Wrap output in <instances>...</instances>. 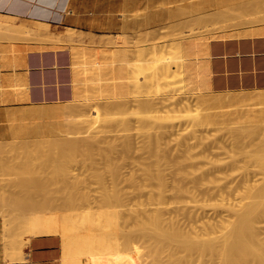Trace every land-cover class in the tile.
Listing matches in <instances>:
<instances>
[{"label":"rangeland","instance_id":"obj_1","mask_svg":"<svg viewBox=\"0 0 264 264\" xmlns=\"http://www.w3.org/2000/svg\"><path fill=\"white\" fill-rule=\"evenodd\" d=\"M216 1L217 0H162V3L160 5L162 20H161V25L159 27H157L154 30H145L144 32H141L139 36H136V35L127 36L128 40L127 42L124 41V44L123 42H121L120 44L117 43L114 45L113 44L102 45V46H105L106 48H110L113 46L116 48L119 47L118 49H121V48L123 49L122 46H124V48L130 47L129 51L131 52V54L129 51L127 52H129L131 60L129 59V56L127 60H130L128 63L132 64V66L130 67L132 69L128 68L127 78L126 79L124 78L125 80L122 79L124 82L123 81L121 82V79H120L119 81L120 85L122 83H124L125 85L123 84L121 85L123 86L124 90L122 89L121 91H119L117 95L109 96V94H112V92L108 91L110 92L109 94L107 93L108 96H101V94H103L102 90L98 91L96 88L90 89L84 83H80L79 82L80 80L82 81L87 78V79L92 80L93 85L95 87L98 86L97 85L98 81L97 79H95V76H92L91 75L92 73H90L87 70V67H95L97 65L94 63H90V64L84 63L81 65L76 64L75 82H76V86L78 90V94H77L78 98L74 101H76V103L78 102L79 103L76 104L74 101H71V105H73L72 103L74 102L75 106L77 107L79 105H82L84 106L83 107L84 109L90 108L92 109L90 113L91 115L93 114V116L88 115L89 119L88 117H86L87 115L85 116L87 120L86 124H89L88 126L90 125L91 126L90 128L84 130V132H81V133L79 132L76 134L74 133L67 134L66 131L57 132L55 131L57 126H62V123L61 121H59L58 118L54 117V120H52L53 118L50 120V118L49 119H45V118L52 117V116H46V117H42L44 119L39 118L42 120H38V118L36 119L35 117L31 115L33 112L35 111L37 112L39 109H40L39 111L45 110L46 107L48 111H53L55 109H58L54 107L55 104L54 106L53 105H41L43 107H41L40 105L38 106L34 105V108H35L34 111L32 110L33 109L32 106H26V107H21V108L7 109L6 111L0 113V150L2 149V152L4 151L3 153H0V155L2 156L0 157H1V160L3 158L2 160L3 163L6 162L9 165L8 170L7 168L5 169L4 166H6V164L3 165V163L0 160L1 162L0 165H2V167L5 169V171H3L2 174H1L2 170H0V179H3V183L0 184L1 185L0 186V228H1L0 230L2 232V236L6 243L8 242V244H10L11 242L8 239L9 238L8 234L7 233L5 234V231H7V228L5 229L6 226L4 227L5 217H3V215L11 216L18 209L20 211V212L18 211L19 213L17 212L18 214H26L28 212L29 213L34 212V210L37 211L38 209H42L38 211L52 212L54 210L53 212L57 211L59 213L61 212L62 214L63 213L69 214L72 216L83 215L86 212L95 213L97 216L102 213L110 215L108 220L103 221V226L105 227L104 228L105 230L107 231L110 230L111 234L113 232V235L115 237H117L118 235L117 237L118 239L114 237L116 239V242H115V239L113 238L114 242L112 244H105V242H101L104 244L102 245L101 248H99L100 246L98 247V245H94L96 246L94 249H92L93 247L92 248L90 247L89 251L88 250L87 252L84 251L85 253L83 252L81 254L80 252H78L79 254L77 253L78 254L77 255L76 253L73 252L75 255H72L71 257V259H74L72 264H74V262L75 263L81 262V264H222L223 261H224L223 262L224 264L225 263V259H224L225 249L223 253L222 252L223 248L220 249L219 247L223 245L225 241H227V239H225L222 236H226V238L228 237L229 235L228 233L230 232L228 231L227 233L226 229L227 227L228 228L233 227V225L231 224L233 221L229 223L230 222L229 220H234V221L237 220V217L239 216L237 214L240 213L241 211L240 206L242 205L241 204L242 199H243L242 203L244 204L243 216L246 222L252 223L253 226H255L254 228H256L257 226L258 227V229L256 228L257 232H259L258 230L260 228H261L260 231H264V194L259 195L257 193V189H259L260 186L264 185V91L259 90V91H251V92H237L235 93V95L234 93H229V94L224 93L223 95L218 94L217 97L220 96V97L228 98L226 96L228 95L229 97L235 96V98L234 100H232V102L228 104V107L223 109L224 112L220 113V117H218L217 118L218 120H216L218 123L210 120L211 122L214 123L213 124L209 122V120L202 118V114L204 110L203 108H200L201 104H203V102L201 103L200 101H202L201 98L214 99L216 98L217 93L214 94L213 92H210L206 89L204 90L202 89L200 91L199 89L196 90L195 88L197 86H193L194 84L192 85L189 78H186L188 77V74L187 72H185V70L182 73L174 74V73H165L160 68V65L166 64V65H172L171 67L175 70L177 66L176 64H174L175 61L179 63H185V62L187 63V61L189 60L188 58H184V62H183V59L179 58V56H181L184 53L178 52V50L174 49L171 46V44L174 41L181 40V42L184 43L185 41L189 39H193V37H196V36L200 37V35L202 37L205 36L211 39L213 37L220 36L221 34H226L228 32L235 31L237 29L244 28V27H249L251 25L253 27L264 25V21L263 22L259 21L257 22L258 24L257 23H253V24L245 23V22L251 21V19L249 20V18L252 16L254 18L256 17L257 19L259 18V16L264 17L263 16L264 15L263 13L264 12V9H263L264 0H251V3H250V0H247V1L246 0H232V2L229 1L230 2L229 5H228L227 0H225L226 4L224 3V0L219 3ZM252 1L254 2V4H252L253 3ZM255 1H257L258 5L255 4ZM222 2L225 5L223 4L219 5ZM242 3H244L245 5ZM248 3L250 4L248 5ZM235 4L237 7L239 4L240 8L238 7L239 9H236L237 7L235 6ZM226 5H228L230 8L227 7ZM243 5H244V8H243ZM246 5L248 6L249 10L248 8L246 9L245 7ZM251 5L254 7L251 8L252 7ZM225 6L227 7L226 14L228 13V11H229V14H227L224 19L227 18L228 21L223 19L225 13L223 14V16H221L223 20H220V18H217V16H213L217 11L219 12V9L220 11L225 12V10H221L222 8L225 9L224 8ZM232 7L235 8L237 11L239 10L240 13L235 11V9H232ZM254 8H258V9H254ZM230 10H233L231 11L233 14L230 13ZM213 11H215V13ZM241 11H243L244 13L242 12L241 14ZM208 12L210 13V15L211 13H214L213 15H211L213 17H209ZM245 12L247 13L252 12L250 14L251 16H249V14ZM200 14L203 15L202 18L199 17ZM204 14H207L206 15L207 19L205 18V20H204V17H205ZM239 14L241 15L239 16ZM233 15L234 16L238 15V16L233 17ZM230 16H232L233 18ZM254 18L252 19L254 20ZM210 19L215 22L213 24L216 30H214L212 26L213 25L212 21ZM217 19L219 20L217 21ZM262 19L264 20V18ZM215 20L217 21V23L220 21L219 24L220 25L222 24L221 27L219 24L216 23ZM184 21H188V22L185 23ZM193 21H195L196 24L192 23ZM203 21L205 23L206 22L210 23L211 26L210 25L207 26L208 23H206L207 24L206 25L203 23ZM221 21L223 23H221ZM197 22L198 23L200 22L201 24L199 23V25L201 26L202 25L206 26V27L205 26L203 27L204 31L205 30L208 31V27H210L209 31L204 32L201 29L202 28L201 26H199L200 28L198 27ZM230 22L233 24H230ZM190 23H191L190 26H192L190 27V29L192 28V31L189 30L188 28V25ZM193 26L195 29H197L198 27L197 31H199L200 29L199 33L198 32L196 33V31H193L195 30ZM201 30L203 32H201ZM6 31L4 29L3 31L0 30V32H6ZM10 32L12 33V31H9V33ZM188 32L191 34H189ZM212 32L213 34H211ZM68 33L73 34L74 31L70 29ZM18 35L20 36L22 35L23 37L24 34H18ZM228 35H231V33H229ZM22 37H18V38H22ZM116 37L120 38L122 36H119V35L109 36L107 39V42L114 41ZM186 37L187 38L189 37V39H187ZM23 39H29V40L32 39L33 41V37L30 39V36H27V35L26 36L24 35ZM35 39L36 38H34V42H37L40 44L44 43V45H46V43L48 42H54V41L46 40V39H44V41H40L42 39H40L39 41H37L38 39L37 40ZM56 42H61V43H65V44L72 46V44H69L66 41H56ZM82 44H85V43L82 42ZM201 55H204V54H201ZM201 55H200V58L202 57ZM93 58H91V60ZM96 60L101 61L100 59H96ZM116 63L125 64L126 61H122L121 59V60H117ZM142 65H144L146 69ZM138 66L140 67L139 68L140 70L137 69L136 71L135 69ZM130 71L132 74L129 75ZM103 74L105 76L107 72H104ZM104 76H103V79H104ZM116 81L118 80H115L114 82L116 83ZM209 93L210 94L213 93V95L212 94L210 95ZM168 97H173V98L171 99ZM168 100L171 101L172 103L168 102ZM181 100H182V103H184L185 105L180 103ZM81 101H83L82 102L83 104H80ZM144 101L148 104H145ZM84 102L85 104H87V106L89 103H91L93 106L89 105L87 107L84 105ZM101 102H102V105H104L102 107L105 109L107 108L106 109L107 111L102 110V107L99 104ZM68 103L67 105H70ZM141 104H144L145 105L144 107L148 106L147 109L143 108V105L140 106ZM57 105L61 106V104L60 103L56 104V107H59V108H63L64 107L63 105L67 106L66 103L62 104L61 107ZM105 105H108V106H105ZM111 105L112 107L114 106L116 107V108L114 107V109L112 108L113 111L111 110ZM122 105H125L124 108ZM186 105L187 106L189 105V106L187 107ZM98 106L99 108L101 107L100 109L102 111H105L106 113L98 109L97 108ZM184 107L187 109H185ZM189 107L191 108L189 109ZM117 108H119V110ZM125 108H127V110H125ZM21 109L22 111H19ZM28 109L29 110L31 109V111H29ZM97 109L99 110V112H102V114H104L100 116L98 122H97V119H95V117H97L95 116L97 115L95 112L97 111ZM13 111L16 113L15 116H14ZM26 112L27 114H25ZM29 112H32V113H29ZM43 112H46V111H43ZM27 115L29 119L27 117V122H26V118L24 121V117H26ZM32 118H35L36 121L35 120L33 121ZM83 118H80V119H83ZM90 118L92 119V121ZM93 120H96V122L95 121L93 122ZM123 120L125 121L127 120V121L122 122ZM85 121H83L84 125H86ZM32 122H33V125H31ZM15 123L16 124L19 123V125H16ZM25 123L27 125H25ZM39 123L43 125H39ZM44 123H47V124H44ZM29 124L31 126H29ZM114 124L117 128L114 126ZM47 125L50 130H53L54 133L51 131L53 134H51V132L48 133L49 129L47 131L46 129ZM49 125L51 127H49ZM21 127L24 128V131L23 129H21ZM114 128L116 129L114 130ZM13 130L15 131V133L19 131L17 133L18 135L17 134L15 135V133H13ZM43 131L45 133H43ZM55 132L57 134H55ZM22 133L24 134V136H21ZM73 134H74L73 137L75 138L78 137L76 138V140L78 139V142L76 144L77 146H75L76 147L75 150H78V151L81 150L80 148L81 145H83V149L85 146L87 148V144L82 143L83 141L85 142L86 140H88L86 142H89L90 144L92 143L91 140L93 139L94 141L95 137L99 139L97 140L95 138L96 141L94 142L95 143L98 142V143L94 146H92L93 144L92 145L90 144L88 146V149H85V153L88 152V151L86 152V150L90 151L89 153H87V155L88 154L92 155L91 149L95 150L93 151V154H94L93 156L89 157L85 155L87 156V158L89 157L88 159L90 161L88 159L87 160L82 159L83 157H85V156H82L83 151H81L82 153L81 156H79L80 154L79 152L77 153V155L76 154L74 155V157L75 156L82 157L81 159L79 158L78 161H76L77 157H75L76 159H73V160H72L73 157L72 158L70 157L71 159L67 157L68 159H70L69 162L73 161L72 164L68 163L65 160L67 164L66 165L64 164V165L65 166L69 165L71 167L69 168V170L72 169L71 170L72 173L79 175V177L83 179L82 181L78 179V181L80 180L81 182L79 181L77 183L75 182L77 180H73L75 178V175H74V178L71 180L67 178L68 175L67 177L66 175H64L69 181V183H67L68 181L65 180L66 185L68 186L70 182H71V185L74 184L75 186L76 184L77 188H75V190L77 189L76 190L77 192H75V190L73 189V186H71V188H70V185L69 187H63L65 185L63 184V182L65 183V181L63 180L64 176L62 177L60 176V173L58 174V172H61L62 170H64L63 168L65 167V166L61 167L62 164L60 162L62 161L60 160L61 158L59 156L61 152L60 148L62 150V146H63V149H64V146H67L64 149L65 151H67L66 149L68 147H69L68 150L72 149L71 146L73 144L71 145L69 142V139H72V137H68V136H71ZM92 134H94V136ZM118 134L123 138L120 139ZM123 134H126L127 136L126 135L123 136ZM29 135L33 136L34 139ZM38 135L39 137H37ZM48 136L49 137L51 136L52 138L50 137V139H54V140L51 141ZM88 136L91 138H89ZM23 137H26V138L29 137V140L30 138H32L33 141L30 144V142L29 143L27 142L28 138L27 139L24 138V140L26 139L25 141L27 142V144H24ZM40 137L41 138L48 137L47 140L52 142L51 144L49 141H46L44 139L43 140L46 142L41 141V142L46 143V144L44 143L41 144L42 146L43 145L48 146L49 144V149L46 146L40 147L39 146L40 143L38 144V142H36L38 145L35 143L34 140L36 138L37 139L39 138V140H41ZM55 137L56 139L57 138L59 139L56 140ZM83 137L84 139H80ZM150 137H152V139ZM75 138H73V140ZM201 138H202V141H201ZM102 139H103V142H101ZM9 140L12 143H9ZM17 140L18 142L19 141L20 142L16 144ZM126 141H129V142L127 143ZM13 142H14V145H13ZM53 142H56V143L54 144ZM65 143L66 145H64ZM112 143L114 144L112 145ZM9 144H11L12 146H10ZM21 144L23 145V147L25 145L30 144L28 145V147L25 146L21 150L25 149L26 147L27 148L30 147L29 149L31 151V146H32L33 154L34 153L35 154L33 155L31 153V157H29L30 159L24 158L25 156L27 157V155L30 153L23 155L24 153H21L20 152L21 150L19 152L21 153V155L24 156L22 158L19 156L20 154H18V152L15 153L14 151V153L18 154V156L15 155L14 153L13 154L15 156L12 154L11 148L13 147L14 149L15 148L14 146L16 145L18 147L22 146ZM124 144H125V149L127 150H124L123 148ZM35 146H39V148H35V150L40 149V148H45L46 152L47 151L49 152L43 153L44 150L35 151L33 149ZM90 146H91V149H90ZM191 146L193 148H191ZM52 148L54 149L59 148V150L58 149L55 150L57 152L59 151V153H57V155L59 154L58 155L60 158V159L58 158L59 160L53 159L56 153H54L55 151ZM75 150L74 152L72 151L71 152L75 153ZM99 151H101L102 153L104 152V153L102 154ZM126 151L128 153H126ZM40 152H42L43 154L41 153L42 154L41 155ZM63 152L64 151L62 150L61 153ZM4 153H6L5 154L6 156H3ZM52 153L54 154L51 157ZM111 153L113 154V156L110 155ZM160 153H166V156H167L166 159H165V156H162ZM230 153L233 154L235 157V163L232 166H231L232 163L231 164L225 163L231 160L232 155H228ZM107 154H108V157H107ZM38 155L40 157L45 155L46 159H45V156L44 158L42 157L41 159ZM64 155H67V154L64 153ZM159 155H161L162 157L161 156L159 157ZM56 156L55 158H57ZM63 157L64 159H66L65 158L66 156H63ZM112 157H114V159ZM163 157H164V160H163ZM168 158H169V161H168ZM22 159L24 160L22 161ZM52 159L54 160L53 165H52V162H49L50 164L46 163L48 160L51 161ZM95 159L97 161V164L94 161ZM18 160L20 163L18 162ZM107 160H111V161L108 162ZM15 161H17L18 164ZM56 161L58 162L55 164ZM211 161H219V163L224 162L225 165H223L224 163L221 164L223 167L222 169L221 165L219 166L217 162L216 164L218 166L214 165ZM13 162L15 163L13 164ZM23 164L25 166H23ZM54 164L56 165V169L54 168L55 167ZM46 166L50 170L53 167L54 169L53 168L52 169L55 171V173L57 170L59 171H57L56 175L52 176V174H55L54 171L45 170ZM49 166H52V167L50 168ZM57 167L58 168L60 167V168L58 169ZM109 169L110 170L113 169V171H110ZM65 170L68 171L67 169ZM66 171L65 172L63 171L64 174L70 172V171L68 172ZM95 171L98 173L95 174ZM48 172H50V174H48ZM63 172H62V175H63ZM99 172H102L101 175H103L104 177L102 178V180L104 181L97 179L99 177H102L98 175L100 174ZM110 172L114 174H116L117 172L119 174H116V176L112 174L111 176ZM152 172L155 174L158 172H161L164 175V178L166 179L165 181L166 184L164 182V183H160L161 184L160 185L159 184L160 181L158 179H155L156 177H154L155 175ZM146 173H149V174H146ZM150 173L151 175L153 174L152 175L153 178L150 175ZM44 174L49 177V180L45 179ZM57 174L59 178L57 177ZM162 174L158 173V175H161V176ZM94 175L96 176L98 175V177L96 176L94 177ZM51 177L53 179L55 178L56 180L55 179L53 180ZM76 177L79 178L78 176ZM114 177H116L115 181H114ZM132 178L134 179L131 180ZM40 179H42V181ZM1 181L2 180H0V182ZM45 182L47 184L49 183L50 184L47 186ZM26 184H29L28 186H32L31 188L27 187L29 188V190H31L32 188L35 189L37 187L38 190L37 189L35 190L39 191V193H36V195H34L35 193H33L34 191L32 189L31 191L32 195L28 196L30 194H29V190L25 187L27 186ZM115 184L117 186H115ZM162 184H165V185L162 186ZM39 185L41 187H39ZM42 185L43 187L45 185L47 186V187L45 186V190L46 188L47 190L44 191L45 194H47L46 196L43 193L44 189L42 188ZM57 185L58 186L60 185L61 187L60 186L58 187ZM34 186L36 187L34 188ZM49 187L51 188L53 187V188L51 189ZM80 187L82 188V192H83L82 197L84 196V193L85 195L87 193L86 195L87 198L85 200L81 198V191H80L81 188ZM25 188L27 190H25ZM41 188H42V191H41ZM60 188L62 189V191L64 188H66L64 189V191L65 190L66 191L65 192L63 191L64 193H62ZM68 189H71V191L69 192ZM14 191L16 192V194L14 193ZM27 191L28 193H26ZM48 191L49 193H47ZM50 191H51V194L53 193L52 195L50 194ZM71 192H74L75 195L79 199L81 198L82 201L83 200L84 201L82 202L81 200H79V202H82V203L81 204L79 203V206L77 205L76 208L72 207L70 209L71 205L69 208H67L65 204L63 203L68 200L67 198H69L68 196L69 194H71ZM57 193L59 196L57 195ZM105 193L106 194L109 193V196L113 195L115 196V198H118V199L116 200L114 199V201L112 200V202L111 200L107 202V200H105L106 198L104 199V197L108 195H106ZM11 195L12 196L14 195V196L10 198ZM18 197H21L19 199L20 201L26 197L30 199L29 201H31V203H28L29 202L28 199L25 200L26 202L23 199V202L28 205H25L22 201H21L22 202L21 203L22 205H21L20 201H18L16 203L17 205L18 204L19 205L16 206L15 201L18 200ZM38 197H40L41 199ZM46 197H47V200H46ZM57 197L58 198L60 197V198L58 199ZM35 198L37 200H35ZM50 198H52V200ZM44 200H46V202L43 205ZM32 201L35 202V206L37 208H38L37 206L38 204H36L37 201L38 203H41L42 206H45V208H42L41 205H39L40 208L38 209H36V207L34 206L32 207L31 204H34L32 203ZM49 201H51L50 202L51 204L48 203ZM57 201H59V203ZM2 202H6V203H2ZM8 202H10V204ZM225 204L228 206H226ZM231 204L234 206L232 209L234 210L235 208L237 214L234 212L235 210L234 211L230 210L231 212L229 211L228 207H232ZM8 205L11 206V208H8L9 207ZM27 206L31 207L33 210L29 209V207L27 208ZM248 207H252V210H253V207L254 208L256 207V208L254 212L252 211L251 213L249 212ZM22 208L23 209L25 208V209L23 210ZM63 208L64 209L67 208V209L64 210ZM232 211L236 215H233ZM113 215H115V220L117 223H114V221L112 220L111 217ZM156 216L157 218L159 217V219L156 218V220H159V221L158 222L154 221V224H152L149 218L156 217ZM234 217H236V220L233 219ZM148 219L151 222V224L150 222H147ZM226 220H228L229 222ZM159 222L161 224H159ZM155 223L156 225H158V228L159 227L161 228L160 232L157 230V228L155 229L157 230V232H159L157 233L158 235L154 233V229L152 226V225H155ZM237 223L240 224L239 222ZM237 223L236 225H238ZM226 224L228 225L227 227H225ZM229 224L232 225V227ZM223 226L225 229H223ZM240 227L242 226L240 225ZM245 227L250 228V226H244V228ZM238 228L239 226L234 228V230L237 229L236 232L237 231L240 232ZM241 229H243V227ZM174 230L176 232H174ZM177 230H179L180 233L182 232L184 235H187L186 238H183L184 236L181 234L182 237L180 235L181 237L180 240L170 239L172 237L176 238V236L179 234V233L175 234L177 233ZM224 230L228 235L224 234L225 232L224 233L222 232ZM247 230L245 232V229H243L245 233H249V231L247 232ZM249 230H252V229L250 228ZM127 231H132L134 232L133 234H135L133 235V237L135 236L133 238V241L131 239V243H130V238L132 237L131 236L132 233L130 232L127 233ZM171 231H173L174 233ZM170 232L173 233V236L171 235ZM231 232H233V230ZM238 232L237 234L235 233L234 235H238ZM129 233L131 235H128V236H131V237H127V235H124V234H129ZM233 233H230V235L231 234L233 235ZM167 235L168 237L170 235L172 237L168 238ZM243 235L245 238L246 234L244 233L242 235H238L239 236L238 238L240 239L241 237L242 239ZM251 236H253V233ZM259 236H261L262 238H260V240H257L258 239L257 237L255 240V239H252L249 234L250 241L248 238V234L245 239H242V241H239L238 238H233L235 239V241H237V239L239 241V248H238V245L236 246L238 250L235 247V251H239V252H236V255H238L239 253L236 263L235 261H233L234 260L233 258H236V257H232V258L229 257L231 258L233 263L235 264H264V232L262 233V235L259 234ZM125 237L127 238V241H128L127 243L125 241L126 239ZM180 237L177 236V238H180ZM223 238H224V241L222 243ZM15 239L17 240V238L15 237L12 243L14 242L16 244ZM192 241H195V242H192ZM208 241H210V243L213 245L211 246L210 244H207L209 246L207 247L205 242H208ZM231 241L232 239L230 237V239L228 238L227 243ZM235 241H232V242L236 243ZM128 243L131 245L129 246ZM194 243L195 244L197 243L198 246L200 245L199 247H197V249L199 248L198 250L195 248V246L197 245H194ZM227 243H225L224 245L226 246ZM117 244L119 245V247L117 246ZM185 244L187 246L189 245L188 246L189 248L186 247ZM126 245L129 247V249L126 247ZM64 246H65V243H64ZM213 246L215 248L212 249ZM200 247L201 248L203 247V248L200 249ZM204 249L206 250L202 251ZM222 253H223V256H222ZM232 255L234 256V253ZM232 255H228V256H232ZM64 264H71V263L70 262L66 263L64 261Z\"/></svg>","mask_w":264,"mask_h":264},{"label":"crops","instance_id":"obj_2","mask_svg":"<svg viewBox=\"0 0 264 264\" xmlns=\"http://www.w3.org/2000/svg\"><path fill=\"white\" fill-rule=\"evenodd\" d=\"M161 3L162 0H0V15L15 24L27 25L33 33L52 38H80L91 44L107 42L109 36L122 33L139 36L145 30L156 29L162 20ZM66 29L74 33L56 32ZM244 29L231 31L236 36L228 32L209 40L207 54L200 58L210 75L206 90L264 91V33L247 36ZM5 35L1 36L0 32V113L33 103L50 105L78 98L71 45L48 42L46 47H39L41 44L32 40L17 39L16 34L8 39ZM20 242L21 239L10 244L15 245L17 254L21 247L24 254H19L24 258L19 255L18 259L16 254L10 258L9 249L16 253L15 248L11 249L13 246L5 242L0 230V264H64V241L60 235L31 236L23 248L18 247Z\"/></svg>","mask_w":264,"mask_h":264},{"label":"bare ground","instance_id":"obj_3","mask_svg":"<svg viewBox=\"0 0 264 264\" xmlns=\"http://www.w3.org/2000/svg\"><path fill=\"white\" fill-rule=\"evenodd\" d=\"M221 1H223V0H217L216 2H221ZM228 1V5H229V1H231L232 2V0H227ZM247 1V0H246ZM245 1V2H246ZM215 2V3H216ZM226 1L224 0V3H225ZM244 2V1H243ZM253 2V1H252ZM259 2V1H258ZM214 3V4H215ZM223 2L222 3H220L219 5H221V4H223V5H225ZM247 3V2H246ZM250 3H251V0H250ZM250 3H248V5L250 4ZM217 4V3H216ZM242 4H244V3H242ZM252 4H254V2L252 3ZM255 4H257L258 5V3H257V1H255ZM228 5H226L227 7H229ZM240 5H241V3H240ZM245 5V4H244ZM244 5H243V8H244ZM259 5H260V3H259ZM224 7L225 9H221V10H225V12L224 11H220V9H219V12L217 11L216 13H215V11H213L214 13H211V15H213V16H217V18H220V20H223L225 17H226V15L227 14H229V11H228V13L226 14V8L227 7ZM235 6H236V4H235ZM252 6V5H251ZM234 7V6H233ZM232 7V9H235V8H233ZM237 7V6H236ZM238 7H239V4H238ZM236 8V9H239V8ZM241 7H242V5H241ZM246 7V9L248 8V6L246 5L245 6ZM250 7V6H249ZM254 6H252L251 8H253ZM257 7V6H256ZM261 7V6H260ZM230 8V7H229ZM243 8H241V9H243ZM235 9V11H237ZM240 9V10H241ZM254 9H258V8H254ZM260 9V8H259ZM264 9V8H263ZM262 9V10H263ZM248 10H249V8H248ZM231 11H233V10H230V13L231 14H233ZM251 11H253V10H251ZM259 11V10H258ZM261 11V10H260ZM211 12V11H210ZM237 12H239V10L237 11ZM242 12L243 11H241V14H242ZM255 12V11H254ZM262 12V11H261ZM209 13V12H208ZM225 13V14H224ZM240 13V12H239ZM244 13V12H243ZM245 13H247V12H245ZM252 12H250V13H247V14H249V16H251L250 14H251ZM264 13V12H263ZM222 14V15H221ZM223 14H224V17H223V19L221 18V16H223ZM230 14V15H231ZM238 14V13H237ZM241 14H239V16L241 15ZM246 14V15H247ZM256 14H257V12H256ZM206 15L207 14H204V20H205V18H206ZM210 15V13H209V17H213V16H211ZM263 15V14H262ZM199 16V15H198ZM229 16V15H228ZM236 16V15H235ZM234 15H233V17H235ZM238 16V15H237ZM236 16V17H237ZM243 16H244V14H243ZM254 16H255V14H254ZM264 16V15H263ZM197 17V16H196ZM200 18H202L203 17V15L202 14H200V16H199ZM198 17V18H199ZM208 17V16H207ZM230 17H232V16H230ZM232 17V18H233ZM258 17V16H257ZM261 17V18H260ZM193 18V17H192ZM252 18H254L253 16L252 17H250L249 18V20L251 19V21H248V22H245V23H247V24H249V23H257V22H263L264 20L262 19V18H264V17H262V16H259V18L257 19L256 17V19L254 18V20L252 19ZM189 19H190V17H189ZM197 19V18H196ZM207 19V18H206ZM229 19V18H228ZM237 19V18H236ZM235 19V20H236ZM201 20H203V19H201ZM209 20V19H208ZM211 20V19H210ZM219 19H217V21H218ZM224 20H227V18L226 19H224ZM230 20V19H229ZM262 20V21H261ZM198 21H200V20H198ZM212 21V20H211ZM216 21V20H215ZM217 21H216V23H217ZM228 21V20H227ZM185 23L186 22H188V21H184ZM190 22H191V20H190ZM220 22V21H219ZM219 22L217 23V24H219ZM235 22V21H234ZM192 23H194V24H196L195 23V21H193ZM200 23V22H199ZM199 23L197 22V24H198V27L199 26H201V25H199ZM203 23L204 24H206V23H208V22H204L203 21ZM213 23H215L214 21H212V24ZM221 23H223L222 21H221ZM229 23V22H228ZM236 23V22H235ZM239 23V22H238ZM237 23V24H238ZM244 23V22H243ZM243 23H241V24H243ZM194 24H192V25H194ZM201 24V23H200ZM216 24V25H217ZM230 24H233V23H231L230 22ZM258 24V23H257ZM256 24V25H257ZM175 25H176V23H175ZM180 25V24H179ZM188 25V24H187ZM191 25V23L188 25V28H189V30H191L192 31V28L190 29V27H192V26H190ZM207 25V24H206ZM211 26V24L210 23H208V25L207 26ZM220 25V24H219ZM222 25V24H221ZM221 25H220V27H221ZM197 26V25H196ZM205 25H202L201 27V29L204 31V29H203V27H204ZM213 26V28H214V30H216L215 29V26H214V24L212 25ZM229 26H231V25H229ZM235 26V25H234ZM234 26H232V27H234ZM198 27H197V29H198ZM206 27V26H205ZM218 27V26H217ZM220 27H219V29H220ZM225 27V26H224ZM258 27H260V26H258ZM3 28H5L4 30L6 31V32H8V34H9V31H12V33L10 32V34L8 35V34H6L5 35V32H3V34L5 35V37H6V39H8L7 37H9V36H14L13 34H16V36H18V37H22V35L20 36V35H18V34H24L25 36L27 35V36H30V39L33 37V41H34V38H36L35 40H37V41H39L40 39H42V40H40V41H44V39H46V40H51V41H54V42H56V41H66V42H68L69 44H72V50H73V58L75 59V61H74V63L75 64H79V65H81V64H90V63H94V64H96L97 66H95V67H87V70L90 72V73H92L91 75L92 76H95V79H97V81H98V83H97V85L98 86H94L93 85V82H92V80H90V79H84V80H80L79 82L80 83H84L87 87H89L90 89L91 88H96L98 91H103V94H101V96H108V94L110 93V92H108V91H111L112 92V94H109V96H114V95H117V93L119 92V91H121L122 89H123V86H121L122 84L123 85H125L124 83H122L121 85H120V83H119V81H120V79H121V82L123 81L122 79H126L127 78V72H128V68H130L131 66H132V64H130V63H128L130 60H131V58H130V54H131V52L129 51L130 49V47L129 48H124V46H122L123 47V49L121 48V49H118V48H116V47H110V48H106L105 46H102V45H104V44H120L121 42H123V44H124V41L125 42H127V35H123V33H122V35L120 34L119 36H122V37H116V39L114 40V41H110V42H104V43H91V44H89V43H85L82 39H80V38H69V39H63V38H61V37H59V38H52L50 35H41L40 33H33L31 30H30V28L27 26V25H24V24H15V23H13L12 21H11V19L10 18H7V17H5V16H1L0 15V30H2L3 31ZM193 28H194V26H193ZM200 28V27H199ZM209 28L210 27H208V31H209ZM212 28V27H211ZM223 28V27H222ZM246 28V27H245ZM195 29V28H194ZM197 29H195V30H193V31H196V33L198 32L199 33V31H200V29H199V31H197ZM244 29V28H243ZM72 30V29H71ZM201 30V32H203ZM245 31H246V33H247V36H248V34H250L251 33V35H253L252 33H256V32H259V33H264V25H262V27H260V28H256V26L255 27H253L252 25L251 26H249V29L248 30H246V29H244ZM68 31H70V29H66L65 31H56V32H58V34H60V35H62L63 33H65V32H68ZM72 31H74V30H72ZM208 31H204V32H208ZM212 31V30H211ZM242 32V31H241ZM240 31L238 32V33H241ZM189 33V32H188ZM218 33H220V32H218ZM50 34H52V33H50ZM189 34H191V33H189ZM189 34H187V35H189ZM211 34H213V32L211 33ZM235 35L236 34V32H231V35ZM4 35H2V32H1V36H4ZM8 35V36H7ZM24 35H23V37L22 38H24ZM128 35H129V33H128ZM205 35H206V33H205ZM246 35V34H245ZM251 35H249V36H251ZM194 36V35H193ZM236 36V35H235ZM240 36V35H239ZM243 36V35H242ZM18 37H17V39H18ZM12 37H10V39H11ZM26 38H28V37H26ZM187 38V37H186ZM185 38V39H186ZM222 38V37H221ZM9 39V40H10ZM187 39H189V37L187 38ZM12 40H15L14 38H12ZM20 40V39H19ZM32 40V39H31ZM209 40H210V38H207V37H205V36H201L200 35V37H198V36H196V37H193V39H189V40H187V41H185L184 43L183 42H181V40L179 41H174L172 44H171V46L174 48V49H176V50H178V52H183L184 54H182L181 56H179V58H181V59H183V62H184V58H188L189 60L187 61V63L185 62V63H179V62H177V61H175V63L174 64H176L177 66H176V68H175V70L171 67L172 65H160V68L165 72V73H182L184 70H185V72H187V74H188V77H186V78H189V80L191 81V83H192V85L193 86H197L195 89L197 90V89H199V91L200 90H204L205 88H208V85H207V77L208 76H210L209 74L207 75V71H206V68L202 65V64H204V63H200V62H202V60L200 59V55L201 54H207V53H205V52H207L208 50V48H207V45H208V43H209ZM93 41V40H92ZM82 42L83 43H85V44H82ZM34 44V43H33ZM40 44V43H39ZM42 44V43H41ZM47 44V43H46ZM97 44V45H96ZM128 44H129V42H128ZM15 45V44H14ZM36 45V44H35ZM49 45V44H48ZM51 45H53V44H51ZM51 45H49V46H51ZM64 45H66V44H64ZM63 46V45H62ZM67 46V45H66ZM39 47H46V46H44V43L41 45V46H39ZM48 47V46H47ZM53 47V46H52ZM58 47H60V46H58ZM37 48V47H36ZM54 48V47H53ZM61 48V47H60ZM29 49H31V48H29ZM28 49V50H29ZM32 49H34V48H32ZM38 49V48H37ZM41 49H43V48H41ZM127 51H129L130 52V54H129V52H127ZM132 51V50H131ZM129 54V55H128ZM128 56H129V59L130 60H127L128 59ZM132 56V55H131ZM201 56H203V55H201ZM207 56V55H206ZM94 57V58H93ZM91 58H93L92 60H91ZM84 61H83V60ZM96 59H100L101 61H98V60H96ZM122 59V61H126V63L124 64V63H122V64H118V63H116V61L117 60H121ZM201 61H200V60ZM204 59V58H203ZM82 60V61H81ZM187 60V59H186ZM87 61V62H86ZM109 62H111V63H109ZM109 63V64H108ZM132 63V62H131ZM207 65V64H206ZM145 69H146V67L144 66V65H142ZM140 67L138 66L135 70L137 71V69H139ZM130 69H132V68H130ZM129 69V70H130ZM140 70V69H139ZM143 70V69H142ZM104 72H107V74H105V76H104ZM209 73V72H208ZM126 74V75H125ZM130 74H132L131 73V71H130V73H129V75ZM123 75V76H122ZM103 76H104V79H103ZM129 78V77H128ZM124 79V80H125ZM210 79V78H209ZM115 80H118V81H116V83L117 84H119V85H117L114 81ZM124 82V81H123ZM208 83H209V80H208ZM211 85V84H210ZM26 86V85H25ZM103 87H104V89H103ZM26 88V87H25ZM74 88H75V86H74ZM124 90V89H123ZM105 92H106V94H105ZM210 92H212V91H210ZM228 92V91H227ZM108 93V94H107ZM205 93V92H204ZM208 93V92H207ZM234 93V92H233ZM200 94V93H199ZM201 94H203V93H201ZM210 94V93H209ZM212 95H213V93H211ZM210 94V95H211ZM215 94V93H214ZM218 94H224V92L222 93H217V95H216V98H214V99H205V98H201L202 99V101H200L201 103L203 102V104H201V106H200V104H199V106H200V108H203V114H202V118H204V119H207V120H209V122H211L210 120H212V121H214V122H216V123H218L216 120H218L217 118L218 117H220V113L221 112H224V108H226V107H228V104L230 103V102H232V100H234V98H235V96H232V97H229L228 95H226L228 98H226V97H217L218 96ZM227 94H229V92L227 93ZM119 95H120V93H119ZM234 95H235V93H234ZM204 96V95H203ZM117 97V96H116ZM168 98H173V97H168ZM187 98V97H186ZM164 99H166V98H164ZM200 99V100H201ZM22 100V99H21ZM26 100V99H25ZM113 100H115V99H113ZM119 100V99H118ZM186 100V99H185ZM101 101V100H100ZM105 101V100H104ZM165 101V100H164ZM187 101V100H186ZM185 101V102H186ZM75 103H76V101H74ZM72 103L73 105H71V102L70 103H68V102H65L66 103V105H67V103L68 104H70V105H67V106H65V105H63L64 107L63 108H59V107H56V103H55V106H54V104H50V105H53L55 108H58V109H55V110H53V111H48V109H47V107H46V109L45 108H43V109H45V110H43V111H46V112H43L42 110L41 111H35V112H33L34 111V103L32 104V105H30V106H32L33 107V113L32 112H29V113H32L31 115L33 116V117H35L36 119L38 118V120H42V119H44V118H42V117H46V116H52V117H47V118H45V119H49L50 118V120L52 119V120H54V117L55 118H58L59 119V121H61V123H62V126H57V128H56V130L55 131H57V132H62V131H66V133L68 134V133H74V134H76V133H81V132H84V130H86V129H88V128H90V126H88L89 124H86L87 123V120H86V117H88V115H90V116H93V114L91 115V110L92 109H90V108H83L84 106H82V105H79L78 107L77 106H75V103ZM83 101H81L80 102V104H83L82 103ZM145 102V101H144ZM149 102V101H148ZM168 102H171V101H169L168 100ZM199 102V103H200ZM79 103V102H78ZM78 103H76V104H78ZM89 103V102H88ZM110 103V102H109ZM112 103V102H111ZM113 103H114V101H113ZM152 103H154V102H152ZM164 103V102H163ZM172 103V102H171ZM180 103L181 104H184V103H182V100L180 101ZM58 104V103H57ZM61 104V106H62V104H64V103H60ZM100 105H101V107L102 106H104V105H102V102L101 103H99ZM105 104V103H104ZM145 104H148V103H146L145 102ZM151 104V103H150ZM149 104V105H150ZM186 104H188V103H186ZM195 104V103H194ZM37 104H35V106H36ZM44 105V104H43ZM48 105V104H47ZM84 105L85 106H87V104H85V102H84ZM89 105H92L91 103H89L88 104V106ZM97 105V104H96ZM120 105H121V103H120ZM143 105V108H146L147 109V107H144L145 105L144 104H141L140 106H142ZM152 105H154V104H152ZM151 105V106H152ZM185 105V104H184ZM193 105V104H192ZM196 105V104H195ZM38 106V105H37ZM41 106V105H40ZM39 106V107H40ZM57 106H60V105H57ZM60 106V107H61ZM82 106V107H81ZM87 106V107H88ZM93 106V105H92ZM105 106H108V105H105ZM123 106V108H124V106L125 105H122ZM150 106V107H151ZM169 106V105H168ZM187 106V105H186ZM189 106V105H188ZM187 106V107H188ZM198 106V105H197ZM196 106V107H197ZM39 107H37V108H39ZM41 107H43V106H41ZM40 107V108H41ZM100 107V108H101ZM115 107V106H114ZM114 107H112V105H111V110H112V108L114 109ZM119 107V106H118ZM149 107V108H150ZM181 107H182V105H181ZM51 108H52V106H51ZM98 109H100L99 108V106L97 107ZM116 108V107H115ZM122 108V109H123ZM185 108V107H184ZM191 107H189V109H190ZM42 109V108H41ZM97 109V111H95L96 112V114L97 115H95V116H97V117H95V119H97V122H98V120H99V118H100V116L101 115H104V114H102V112H105V111H107L105 108H103L102 107V110H105V111H102L101 109V111L102 112H99V110ZM109 109V108H108ZM118 110H119V108H117ZM121 109V108H120ZM129 109V108H128ZM145 109V110H146ZM185 109H187V108H185ZM188 109V110H189ZM24 110V109H23ZM29 110V109H28ZM125 110H127V108H125ZM149 110V109H148ZM160 110V109H159ZM187 110V111H188ZM19 111H22V109L21 110H19ZM27 111V110H26ZM29 111H31V109L29 110ZM48 111V112H47ZM113 111V110H112ZM147 111V110H146ZM191 111V110H190ZM14 112V111H13ZM95 112H94V114H95ZM23 113V112H22ZM21 113V114H22ZM106 113V112H105ZM118 113V112H117ZM25 114H27V112L25 113ZM24 114V115H25ZM109 114H110V112H109ZM119 114V113H118ZM13 115V114H12ZM16 115V113L14 112V116ZM87 115V116H86ZM20 116V115H19ZM22 116V115H21ZM81 116V117H80ZM86 116V117H85ZM27 117H28V115L26 116V117H24V121H25V118H26V122H27ZM79 117V118H78ZM84 117V118H83ZM35 118H32V120L34 121H36V119ZM39 118H42V119H39ZM80 118H83V119H80ZM92 118V117H91ZM90 118V119H91ZM124 118V117H123ZM22 119V118H21ZM28 119H29V117H28ZM57 119V120H58ZM88 119H89V117H88ZM94 119V118H93ZM108 119V118H107ZM126 119V118H125ZM162 119V118H161ZM31 120V119H30ZM31 120V121H32ZM38 120H37V122H38ZM82 120V121H81ZM86 120V121H85ZM129 120V119H128ZM147 120V119H146ZM44 121V120H43ZM79 121H81V122H79ZM83 121H85V124L86 125H84V123H83ZM90 121V120H89ZM91 121H92V119H91ZM96 122V120H93V122ZM101 121V120H100ZM116 121V120H115ZM119 121V120H118ZM125 120H123L122 122H124ZM127 121V120H126ZM125 121V122H126ZM149 121H151V120H149ZM46 122V121H45ZM53 122V121H52ZM110 122V121H109ZM135 122V121H134ZM148 122V121H147ZM160 122V121H159ZM163 122V121H162ZM161 122V123H162ZM21 123V122H20ZM31 123V122H30ZM34 123H36V122H34ZM42 123V122H41ZM48 123V122H47ZM47 123H44V124H47ZM61 123H59V124H61ZM89 123H91V122H89ZM103 123V122H102ZM112 123V122H111ZM115 123V122H114ZM211 123H213V122H211ZM16 124V123H15ZM50 124H51V122H50ZM54 124V123H53ZM59 124H57V125H59ZM117 124V123H116ZM214 124V123H213ZM13 125V124H12ZM16 125H19V123H17ZM15 125V126H16ZM25 125H27L26 123H25ZM25 125H24V127H25ZM31 125H33V122H32V124ZM30 124H29V126H31ZM36 125H38V124H36ZM39 125H43V124H40L39 123ZM55 125V124H54ZM94 125V124H93ZM122 125H124V124H122ZM126 125H128V124H126ZM151 125V124H150ZM11 126V125H10ZM20 126H21V124H20ZM100 126V125H99ZM114 126H115V124H114ZM113 126V127H114ZM49 127H51L50 125H49ZM95 127V126H94ZM111 127V126H110ZM116 127V126H115ZM20 128V127H19ZM93 128V127H92ZM117 128V127H116ZM116 128H114V130L116 129ZM124 128V127H123ZM133 128V127H132ZM21 129H23V131H24V128H22L21 127ZM47 131H48V125H47ZM119 129V128H118ZM11 130V129H10ZM44 130V129H43ZM124 130V129H123ZM129 130H130V128H129ZM181 130V129H180ZM53 132V130H50L49 129V131H48V133L49 132ZM12 132V131H11ZM19 132V131H18ZM17 132V133H18ZM51 132V134H53ZM87 132V131H86ZM13 133H15V131L13 130ZM17 133H15V135L17 134ZM43 133H45L44 131H43ZM65 133V132H64ZM89 133V132H88ZM91 133V132H90ZM55 134H57L56 132H55ZM62 134V133H61ZM74 134L73 135H71V136H68V137H72V139H69V142H70V144L72 145V146H74V147H72L71 146V148L73 149H71V150H68L69 149V147L66 149L67 151H65L64 149L67 147V146H64V149H63V146H62V150L64 151L63 153H61L62 152V150H61V148H60V158H59V156L57 155V153H59V151L57 152V151H55V150H59V148H57V149H54V148H52L55 152L54 153H56V155H54V160L56 159V160H61L62 162H60L62 165H61V167H63V166H65L66 164H67V162L68 163H73V161H70L69 162V160L72 158V160L73 159H76L75 157H77V159H76V161H78V159L80 158H82V157H78V156H75L74 157V155L76 154L77 155V153L79 152L80 154H79V156H81V151H83V155L82 156H85V155H87V153H89L90 151L89 150H86V152L87 153H85V149H88V146L91 144H93L92 146H94V145H96L98 142H94V141H96L95 140V138H94V141H93V139L91 140V142L92 143H90L89 144V142H86V141H88V140H86L85 142L83 141L82 143H84V144H87V148H86V146L84 147V149H83V145H81V150L80 151H78V150H75L76 149V147L75 146H77L76 144H77V142H78V139L76 140V138H78V137H73L74 136ZM18 135V134H17ZM93 136H94V134H92ZM119 135V134H118ZM126 134H123V136H125ZM152 135V134H151ZM12 136H13V134H12ZM21 136H24V134L22 133V135ZM25 136H26V134H25ZM29 136H31V135H29ZM45 136H46V134H45ZM52 136V135H51ZM50 136V137H51ZM53 136H55V135H53ZM57 136V135H56ZM78 136V135H77ZM113 136V135H112ZM127 136V135H126ZM159 136V135H158ZM32 138H33V136H31ZM34 137H36V136H34ZM37 137H39V135L37 136ZM42 137V136H41ZM40 137V139L41 140H39V138L37 139H35L34 141H35V143L36 142H38V144L40 143V147H45L44 145L42 146L41 144H43L44 142H46V141H49V140H47V138L49 137H44V138H41ZM50 137H49V139H50ZM61 137V136H60ZM63 137V136H62ZM65 137V136H64ZM85 137H87V136H85ZM89 137V136H88ZM117 137V136H116ZM204 137V136H203ZM15 138H17V137H15ZM20 138H22V137H20ZM24 138H26V137H23V140H24ZM28 138V140H27V142L29 143L30 142V144H31V142L33 141L32 140V138H30V140H29V137H27ZM26 138V139H27ZM46 138V139H45ZM52 138V137H51ZM73 138H75L74 140H73ZM89 138H91V137H89ZM119 138L121 139V138H123V137H121L120 135H119ZM151 139H152V137H150ZM149 138V139H150ZM155 138V137H154ZM25 139V140H26ZM34 139V138H33ZM46 140V141H44V140ZM55 139H56V137H55ZM57 139H59V138H57ZM56 139V140H57ZM63 139V138H62ZM80 139H84V137L83 138H80ZM79 139V140H80ZM86 139V138H85ZM97 140H99L98 138H96ZM118 139V138H117ZM126 139V138H125ZM130 139V138H129ZM161 139V138H160ZM23 141V143L24 144H27V142L26 141ZM38 140V141H37ZM51 141L52 140H54V139H50ZM55 140V141H56ZM67 140V139H66ZM90 140V139H89ZM101 140V139H100ZM105 140V139H104ZM127 140V139H126ZM132 140V139H131ZM155 140V139H154ZM41 141H44V142H41ZM51 141H49L51 144H52V142ZM122 141V140H121ZM125 141V140H124ZM123 141V142H124ZM134 141V140H133ZM201 141H202V138H201ZM20 142V141H19ZM18 142V140L16 141V144L17 143H19ZM26 142V143H25ZM67 142V141H66ZM95 144H94V143ZM101 142H103V139H102V141ZM113 142V141H112ZM127 143L129 142V141H126ZM6 143V142H5ZM8 143V142H7ZM9 143H12L10 140H9ZM54 144L56 143V142H53ZM80 143H81V141H80ZM100 143V142H99ZM125 143V142H124ZM131 143V142H130ZM134 143V142H133ZM146 143V142H145ZM155 143H156V141H155ZM4 144V143H3ZM30 144H28V145H30ZM37 144V143H36ZM37 144V145H38ZM44 144H46V143H44ZM50 144V145H51ZM58 144H59V142H58ZM58 144H57V146H58ZM68 144V143H67ZM70 144H69V146H70ZM114 143H112V145H113ZM202 144V143H201ZM8 145V144H7ZM10 146H12L11 144H9ZM13 145H14V142H13ZM22 145V144H21ZM28 145H25V146H27L28 147ZM64 145H66V143L64 144ZM155 145V144H154ZM203 145V144H202ZM9 146V147H10ZM17 146V145H16ZM16 146H14L15 148V150L13 149V147L11 148V152H12V154L14 153V151H15V153H17L18 152V154H20L19 156L22 158V157H24L23 155H26V154H28V153H30V154H28L27 155V157L25 156L24 158H28V159H30L29 157H31V153L33 154V151H32V146H31V151H30V147L29 148H25V149H23V150H21L22 148H24L23 147V145L22 146H19V147H21V148H19L18 146H17V148H16ZM39 146H35L33 149L35 150V148H39ZM80 146V145H79ZM124 147V150H127V149H125V144L123 145ZM127 146V145H126ZM148 146V145H147ZM146 146V147H147ZM150 146V145H149ZM157 146V145H156ZM155 146V147H156ZM46 147H48V149H49V144H48V146H46ZM128 147V146H127ZM97 148V147H96ZM115 148H116V146H115ZM191 148H193L192 146H191ZM191 148H190V150H191ZM8 149V148H7ZM12 149H13V151H12ZM90 149H91V146H90ZM157 149V148H156ZM10 150V149H9ZM21 150V151H20ZM25 150V151H24ZM37 150H40V151H42V150H44L43 151V153L45 152V153H47V152H49V151H47L46 152V149L45 148H40V149H36L35 151H37ZM74 150H75V153H72V152H74ZM159 150V149H158ZM1 152L0 153H3L2 152V149L0 150ZM24 153L23 155H21V153ZM24 151V152H23ZM27 151V152H26ZM28 151H30V152H28ZM50 151H52V150H50ZM72 151V152H71ZM77 151V152H76ZM91 151H92V155L90 154H88L87 156H89V157H91V156H93L94 154H93V151H95V150H92L91 149ZM107 151H109V150H107ZM161 151V150H160ZM9 152V151H8ZM10 152V153H11ZM26 152V153H25ZM70 152V153H69ZM99 152H101V151H99ZM113 152V151H112ZM116 152V151H115ZM9 153V154H10ZM14 153V154H15ZM42 152H40V154H41ZM42 153V154H43ZM51 153V152H50ZM54 153H52L51 154V157L53 156V154ZM64 153H66L67 155H64ZM69 153V154H68ZM85 153V154H84ZM102 153V152H101ZM104 153V152H103ZM102 153V154H103ZM108 153V152H107ZM124 153V152H123ZM126 153H128L127 151H126ZM229 153V152H228ZM6 153H4V155L3 156H6L5 155ZM13 154V155H14ZM18 154H15V155H17L18 156ZM35 154V153H34ZM33 154V155H34ZM41 154V155H42ZM101 154V155H102ZM125 154V153H124ZM162 156H165V159H166V153H160ZM163 154H165V155H163ZM14 155V156H15ZM30 155V156H29ZM66 156L65 158L66 159H64V157L63 156ZM111 156H113V154L111 153L110 154ZM161 155H159V157L161 156ZM228 155H232V157H231V160H229V162H225V163H229V164H231V166L235 163V157H234V155L233 154H228ZM1 156V155H0ZM16 156V157H17ZM39 156V155H38ZM37 156V157H38ZM45 156V155H44ZM44 156H42L43 158H44ZM55 156L57 157V158H55ZM63 157V159H62V157ZM87 156H85V157H83L82 159H84V160H87L88 158H87ZM104 156H106V155H104ZM161 156V157H162ZM2 157V156H1ZM1 157H0V160H1ZM40 157V156H39ZM42 157H40L41 159H42ZM67 157H71L70 159H68ZM107 157H108V154H107ZM106 157V158H107ZM110 157V156H109ZM5 158V157H4ZM59 158V159H58ZM86 158V159H85ZM113 159H114V157H112ZM229 158V157H228ZM7 159H8V157H7ZM12 159V158H11ZM45 159H46V156H45ZM52 159V160H53ZM2 160H3V158H2ZM2 160H1V162H2ZM5 160V159H4ZM13 160V159H12ZM21 160V159H20ZM24 159H22V161H23ZM47 161L46 163H49V162H52V165H53V163H54V160L53 161ZM67 162H66V161ZM89 160V159H88ZM163 160H164V157H163ZM9 161V160H8ZM22 161H21V163H22ZM45 161V160H44ZM80 161V160H79ZM90 161V160H89ZM95 162H96V164H97V161H96V159L94 160ZM108 162L109 161H111V160H107ZM168 161H169V158H168ZM222 161V160H221ZM224 161V160H223ZM1 162H0V164H1ZM16 163H17V161H15ZM15 162H13V164L15 163ZM18 162H19V160H18ZM58 161H56L55 162V164L57 163ZM64 162V163H63ZM66 162V163H65ZM93 162V161H92ZM214 165H216V166H218L217 164H216V162L219 164V166L221 165V164H223V163H219V161H211ZM215 162V163H214ZM3 163V162H2ZM20 163V162H19ZM225 163L223 164V165H225ZM4 164H6V166H4L5 167V169L7 168V170H8V168H9V165L6 163V162H4L3 163V165ZM18 164V163H17ZM44 164V163H43ZM50 164V163H49ZM54 164V165H55ZM65 164V165H64ZM95 164V165H96ZM107 164V163H106ZM114 164V163H113ZM94 165V166H95ZM108 165V164H107ZM17 166V165H16ZM22 166V165H21ZM23 166H25L24 164H23ZM60 166V165H59ZM93 166V167H94ZM0 167H2V165H0ZM13 167V166H12ZM27 167V166H26ZM50 168L52 167V166H49ZM67 167V168H66ZM96 167V166H95ZM117 167V166H116ZM221 167H222V165H221ZM220 167V168H221ZM11 168V167H10ZM53 168V167H52ZM51 168V170L49 169V168H47V166L45 167V170H49V171H54L53 169L55 168L56 169V165H55V167L52 169ZM58 168V167H57ZM60 168V167H59ZM58 168V169H59ZM69 168H71L69 165H67V166H65L63 169L64 170H60L61 172H58V174L60 173V176H64V175H66V177H67V175H68V177L67 178H69L70 180L71 179H73L74 178V175H75V178L73 179V180H77V181H75V182H79L80 180L82 181L83 179H81L80 177H79V175H77V174H74V173H72V169H70L69 170ZM219 168V167H218ZM5 169L2 167V168H0V170H2V172H1V174L3 173V171H5ZM15 169V168H14ZM43 169H44V167H43ZM65 169H67L68 171H70V172H68V171H66ZM97 169V168H96ZM222 169H223V167H222ZM221 169V170H222ZM20 170V169H19ZM110 170V169H109ZM108 170V171H109ZM150 170V169H149ZM219 170V169H218ZM57 171H59V170H57ZM57 171H56V173H57ZM66 171V172H68V173H66V174H64V172ZM100 171V170H99ZM110 171H113V169H111ZM119 171H120V169H119ZM62 172H63V175H62ZM115 172V171H114ZM148 172H150V171H148ZM53 173V172H52ZM54 173H55V171H54ZM56 173L55 174H52V176L53 175H56ZM69 173H70V175H69ZM96 173H98V172H96L95 171V174ZM100 174H98L99 176H102V177H99V178H97L98 180H102V178H104L103 177V175H101V173L102 172H99ZM111 173V172H110ZM153 173V172H152ZM159 174H162L161 172H158ZM158 173H153L155 176L154 177H156L155 179H158L157 181L159 182V184L160 183H164L165 181H166V179L164 178V175L162 174V176L161 175H158ZM48 174H50V172H48ZM58 174H57V177H58ZM72 174V175H71ZM79 174H80V172H79ZM82 174V173H81ZM112 174L113 175H115L116 176V174H119V173H117L116 172V174H114V173H111V176H112ZM146 174H149V173H146ZM152 174V175H153ZM45 175V174H44ZM98 175L96 176V175H94V177L96 176V177H98ZM150 175H151V173H150ZM151 175V176H152ZM47 175H45V179L47 180H49V177L47 176ZM50 176V175H49ZM70 176V177H69ZM76 176H78L79 178H77ZM148 176V175H147ZM55 177V176H54ZM65 177V176H64ZM64 177H63V180L65 181H68V179L65 177V179H64ZM72 177V178H71ZM119 177V176H118ZM41 178V177H40ZM52 178V177H51ZM59 178V177H58ZM77 178V179H76ZM101 178V179H100ZM115 178L116 177H114V181H115ZM120 178V177H119ZM135 178H136V176H135ZM152 178H153V176H152ZM43 179H44V177H43ZM53 179V178H52ZM55 179V178H54ZM53 179V180H54ZM78 179H80L79 181H78ZM134 178H132L131 180H133ZM0 180H2L1 182H0V184H2L3 183V179H0ZM41 181H42V179H40ZM51 180V179H50ZM56 180V179H55ZM61 181V180H60ZM59 181V182H60ZM66 181H65V183L63 182V184H65L63 187H69V185H70V188H71V186H73V189L75 190V188H77L76 187V184H75V186H74V184L73 185H71V182H70V184L67 186L66 185ZM80 181V182H81ZM102 181H104V180H102ZM5 182V181H4ZM47 182H49V181H47ZM132 182H134V181H132ZM32 183V182H31ZM42 183V182H41ZM51 183H53V182H51ZM55 183H56V181H55ZM61 183V182H60ZM67 183H69V181L67 182ZM104 183V182H103ZM43 184V183H42ZM45 184L48 186L49 184H47L46 182H45ZM165 184H166V182H165ZM165 184H162V186L163 185H165ZM27 186H25L26 188L27 187H32V186H28L29 184H26ZM45 185V186H46ZM161 185V184H160ZM1 186V185H0ZM45 186L43 187V185H42V188L44 189L43 190V193L45 194V192L44 191H46L47 190V188H46V190H45ZM46 186V187H47ZM58 186V185H57ZM60 186V185H59ZM58 186V187H59ZM115 186H117L116 184H115ZM5 187V186H4ZM22 187H24V186H22ZM36 186H34V188H35ZM39 187H41L40 185H39ZM61 187V186H60ZM62 187V188H63ZM2 188V187H1ZM25 188V190H29V188H27L26 189ZM42 188H41V191H42ZM49 188H51V187H49ZM53 188V187H52ZM51 188V189H52ZM56 188V187H55ZM81 188V187H80ZM33 189V188H32ZM32 189L31 190H29V194L30 195H28V194H26V195H28V196H31L32 195V193H31V191H32ZM35 189H37V187L35 188ZM35 189H33V193H35L34 195H36V193H39V191H37V190H35ZM57 189V188H56ZM61 189V188H60ZM64 189H66V188H64ZM64 189H63V191H64ZM49 190V189H48ZM54 190V189H53ZM69 190V192L71 191V189H68ZM77 190V189H76ZM75 190V192H77ZM24 191V190H23ZM36 191V192H35ZM40 191V192H41ZM55 191H57V190H55ZM62 191V189H61V192L62 193H64ZM81 198L82 199H86L87 198V193H86V195H85V193H84V196L82 197V188H81ZM118 192V191H117ZM14 193L16 194V192L14 191ZM20 193V192H19ZM23 193V192H22ZM26 193H28V191L26 192ZM47 193H49V191L47 192ZM58 193H60V192H58ZM58 193H57V195H58ZM257 193L259 194V195H261V194H264V185H262V186H260L259 187V189H257ZM21 194V193H20ZM24 194V193H23ZM42 194V193H41ZM50 194H51V191H50ZM53 194V193H52ZM51 194V195H52ZM55 194V193H54ZM69 194V193H68ZM67 194V195H68ZM106 194V193H105ZM47 194H45V196H46ZM106 195H108V196H105L104 197V199L105 200H107V202H109L110 200H111V202H112V200L114 201V199L116 200V199H118V198H115V196H113V195H110L109 196V193H107ZM114 195H115V193H114ZM14 196V195H13ZM12 195H11V197L10 198H12L13 197ZM38 196V195H37ZM40 196V195H39ZM44 196V197H45ZM48 196H50V195H48ZM59 196V195H58ZM60 196H61V194H60ZM119 196V195H118ZM52 197V196H51ZM56 197V196H55ZM64 197H66V196H64ZM69 198H67L68 200L67 201H65L64 203H63V201H62V203L63 204H65V206L67 207V208H69L70 207V205H71V207H70V209L73 207H77V205L79 206V203L81 204L83 201H82V199L80 198H78L76 195H75V193L74 192H71V194H69V196H68ZM117 197V196H116ZM6 198V197H5ZM21 197H18V200L17 201H15V205L16 206H18L17 205V203L16 202H18V201H20L19 199H20ZM34 198V197H33ZM38 198H40V197H38ZM54 198V197H53ZM58 198V197H57ZM56 198V199H57ZM60 198V197H59ZM58 198V199H59ZM63 198V197H62ZM78 198V199H77ZM24 199V201L25 200H27L28 198H23ZM23 199L21 200L22 202H23ZM41 199V198H40ZM51 200H52V198H50ZM5 200H7V199H5ZM16 200V199H15ZM30 199H28V201H29ZM35 200H37L36 198H35ZM34 200V201H35ZM39 200V199H38ZM46 200H47V197H46ZM46 200H44L42 203H43V205L45 204V202H46ZM49 200V199H48ZM62 200V199H61ZM61 200H59V201H61ZM79 200H81L82 202H79ZM105 200H104V202H105ZM13 201V200H12ZM20 201V204L22 203ZM59 201H57L58 203H59ZM242 201H243V199L241 200V211H240V213H236V210H235V208H234V210L232 209L234 206L232 205V207H228L229 208V211L230 210H233L237 215H239L238 217H237V220H236V217H234L233 219H235L237 222H239L240 224H238L236 221H234V220H226V221H228L229 223H231L232 221L234 222H232L231 224L233 225V227L234 228H236L237 226H239V228H238V230L240 231V232H238V235H242L243 233L244 234H246V236H245V238L247 237V234H248V238H249V234H250V237L252 238V239H255L256 240V238L258 237V239L257 240H260V238H262L261 236H259V234H261L262 235V233L264 232V231H260L261 230V228L258 230L259 232H257V230H256V228L258 229V227L256 226V228H254L255 226H253V224L252 223H247L246 222V220L244 219V216H243V212H244V204L242 203ZM26 202V201H25ZM40 202V201H39ZM51 201H49L48 203H50ZM56 202V203H57ZM2 203H6V202H2ZM9 204H10V202H8ZM24 203V202H23ZM28 203H31V201H29ZM32 203H34V204H31L32 205V207L34 206V207H36L35 206V202H33L32 201ZM12 204H14V203H12ZM25 205H28V204H26V203H24ZM36 204H38L37 206H38V208H40L39 207V205H41V207L42 208H45V206H42V204L41 203H38V201L36 202ZM47 204V203H46ZM51 204V203H50ZM22 205V204H21ZM30 205V206H31ZM61 205V204H60ZM68 205V206H67ZM226 205V204H225ZM231 205H229V206H231ZM9 206V205H8ZM59 206V205H58ZM62 206V205H61ZM65 206H64V208H65ZM226 206H228V205H226ZM25 207V206H24ZM29 206H27V208H28ZM55 207V206H54ZM57 207V206H56ZM8 208H11V206H9ZM26 208V209H27ZM37 207H36V209H38ZM51 208H53V207H51ZM58 208V207H57ZM63 208V209H64ZM66 208V209H67ZM231 208V209H230ZM256 208V207H255ZM255 208L253 207V210H252V207H248V210H249V212H251L252 213V211L254 212V210H255ZM23 209V208H22ZM25 209V208H24ZM23 209V210H24ZM29 209H31V210H33L31 207H29ZM49 209V208H48ZM59 209H60V207H59ZM62 209V208H61ZM66 209H64V210H66ZM12 210V209H11ZM38 210H42V209H38ZM36 211V210H34V212H28V213H26V214H18L20 211H19V209L17 210V211H15L14 213H15V215H14V213L11 215V216H9V215H3V217H5V219H4V221H5V225H4V227H5V229L7 228V231H5V234L7 233V234H10V235H8V237L9 236H11V235H14V236H12V237H9L8 239H9V241L12 243V241H14V238L16 237L17 238V240L15 239V242H16V244L18 243V241H19V239H21V241L22 242H20L21 244L18 246V247H20V246H22V248L27 244V242L29 241V239H30V237L31 236H35V235H42V234H58V235H60L62 238H63V240H64V243H65V246H64V261L67 263H73V261H74V259H71V257H72V255H75L74 253H78V252H80L81 254L84 252V251H86L87 252V250L89 251L90 250V247L92 248V249H94L96 246H94V245H98V247L99 248H101L102 247V245H104L103 243H101V242H105V244H112L113 242H114V239L116 238V239H118L117 237H118V235H117V237H115L114 235H113V232H112V234L110 233V230L109 231H107V230H105L104 228V226H103V221H106V220H108V218L110 217V215H107V214H100V215H96L95 213H92V212H86L85 214H83V215H79V216H72V215H69V214H62L61 212L59 213V212H50V211ZM19 211V212H18ZM22 211V210H21ZM29 211V210H28ZM232 211V212H233ZM18 212V213H17ZM24 212V211H23ZM27 212V211H26ZM231 212V211H230ZM234 212H233V215H236V214H234ZM232 215V214H231ZM117 216V215H116ZM118 217V216H117ZM233 217V216H232ZM112 220L114 221V223H117L116 222V220H115V215H113L112 217ZM153 218H155V219H153ZM156 218H157V216L156 217H152V218H149L150 219V221L152 222V224H154V221H159V220H156ZM119 219V218H118ZM149 219H148V221L147 222H150L149 221ZM152 219H153V221H152ZM157 219H159V217L157 218ZM225 221V222H226ZM151 222H150V224H151ZM156 222V223H157ZM227 222V223H228ZM156 223H155V225H156ZM224 223V222H223ZM236 223L238 224V225H236ZM159 224H161L160 222H159ZM116 225V224H115ZM152 225L153 226V229H154V233H159L160 232V230H161V228L159 229L158 228V225ZM230 225V224H229ZM232 225H230L231 227H232ZM235 225H236V227H235ZM240 225L243 227V229H245V232H246V230H247V232L249 231V233H245L244 231H243V229H241L242 227H240ZM160 226V225H159ZM225 226V225H224ZM224 226H223V229H225L224 228ZM228 225L226 224V226L225 227H227ZM229 226V227H230ZM244 226H250V228L252 229V230H254V231H252V230H249L250 228H247V227H245L244 228ZM228 228L227 227V229H226V232L228 233V231L230 232V233H233L234 231V233H233V235L231 234L230 235V233H226L225 232V230L224 231H222L224 234H226V235H228V237L226 238V236H222V237H224L225 239H227V241H228V238L230 239V237H231V239H232V241H235V239H233V238H238L239 236L238 235H234L235 233L237 234V232H236V230H234V228ZM157 228V230L159 231V232H157V230H155ZM247 228V229H246ZM232 229L233 230V232H231L230 230ZM241 229V230H240ZM115 231V230H114ZM126 231V230H125ZM156 231V232H155ZM179 230H177V233H175V234H178L177 236H179L180 237V235L182 234L184 237L183 238H186V236L187 235H184L182 232L180 233V231L178 232ZM250 231H251V233H250ZM116 232V231H115ZM128 232H130V233H132V235L129 233V234H124V235H127V237H131L130 238V243H131V239H132V241H133V238L135 237H133V235H135V234H133L134 232H132V231H127V233ZM171 232H173V231H171ZM170 232V233H171ZM174 232H176L175 230H174ZM173 232V233H174ZM124 233V232H123ZM126 233V232H125ZM173 233H171V235L173 236ZM252 233H253V236H251L252 235ZM116 234V233H115ZM128 235H131V236H128ZM158 235V234H157ZM168 235H169V233H168ZM168 235H167V237H168ZM169 236L168 238H170V237H172V236ZM182 235H181V237H182ZM7 236V235H6ZM176 236V235H175ZM177 236H176V238L174 237H172V238H170V239H181V237L180 238H177ZM233 236V237H232ZM235 236H237V237H235ZM255 236V237H254ZM14 237V238H13ZM115 237V238H114ZM254 237V238H253ZM11 238V239H10ZM19 238V239H18ZM114 238V239H113ZM126 238V237H125ZM182 238V239H183ZM188 238V237H187ZM224 238H223V240H222V243H223V241H224ZM244 238V235L242 236V239H245ZM7 239V238H6ZM116 239H115V242H116ZM129 239V238H128ZM239 239V238H238ZM238 239H237V241H238ZM242 239H241V237H240V239H239V241H242ZM262 240V239H261ZM108 241H109V243H108ZM125 241H126V243L128 242L127 241V238L125 239ZM187 241V240H186ZM213 241V240H212ZM227 241H225V243H227ZM228 242L227 244H226V246L224 245H221V246H223V247H219L220 249H222V252L224 253V249H225V254H224V259H225V263L224 264H235L236 263V261H237V257H238V255H239V253H238V255H236V252H239V251H235V247L238 245V248H239V241H238V243H237V241H235L236 243H234V242ZM249 241H250V238H249ZM192 242H195V241H192ZM197 242V241H196ZM209 242V243H208ZM208 242H205L206 243V245L207 244H210L211 246L213 245V244H211L210 243V241H208ZM14 243V242H13ZM12 243V244H13ZM22 243H23V245H22ZM188 243V242H187ZM213 243V242H212ZM7 244H8V242H7ZM7 244H5V245H7ZM15 244V243H14ZM119 244V243H118ZM117 244V246L119 247V245ZM125 244V243H124ZM129 244V243H128ZM189 244V243H188ZM193 244V243H192ZM9 245V244H8ZM7 245V246H8ZM11 245V244H10ZM93 245V246H92ZM131 244H129V246H130ZM186 245V244H185ZM194 245H197V246H195V248L197 249V247H199L198 246V244L196 243H194ZM194 245H193V247H194ZM205 245V244H204ZM205 245V246H206ZM11 246H13V247H11V249H13V248H15V252L16 253H14V252H12L10 249H9V251H10V253L11 254H9V256H10V258L12 257V255H13V257H14V255L15 256H17L18 257V259H19V255H22V254H19V253H23V250L21 249V247H20V249H17L18 250V254H17V251H16V247H14L15 245H11ZM28 246V245H27ZM123 246H125V245H123ZM122 246V247H123ZM189 246V245H188ZM187 245H186V247H188ZM201 246H203V245H201ZM205 246H204V248H205ZM211 246H210V248H211ZM126 247L129 249V247L126 245ZM183 247H184V245H183ZM207 247H209L208 245H207ZM10 248V247H9ZM89 248V249H88ZM98 248V249H99ZM189 248V247H188ZM203 248V247H202ZM201 247H200V249H202ZM209 248V249H210ZM213 248H215L214 246L212 247V249ZM237 248V247H236ZM238 248H237V250H238ZM186 249V248H185ZM191 249V248H190ZM199 249V248H198ZM197 249V250H198ZM233 249H234V251H233ZM19 250H22V252L21 251H19ZM124 250H125V248H124ZM189 250V249H188ZM187 250V251H188ZM195 250V249H194ZM206 249H204V250H202V251H205ZM228 250V251H227ZM5 251H6V249H5ZM231 251V252H230ZM232 251H233V253H234V256L232 255L233 253H232ZM8 252V251H7ZM74 252V253H73ZM230 252V253H229ZM9 253V252H8ZM13 253V254H12ZM73 253V254H72ZM85 253V252H84ZM223 253H222V256H223ZM241 253V252H240ZM24 254V253H23ZM79 254V253H78ZM77 254V255H78ZM228 255H232V256H228ZM21 258L23 257V255L22 256H20ZM229 257H236V258H233L234 260L233 261H235V263H233V261L231 260V258H229ZM24 258V257H23ZM222 258V257H221ZM15 259V258H14ZM72 261V262H71ZM76 261V260H75ZM77 262V261H76ZM80 262V261H79ZM224 262V261H223ZM223 262H222V264H223ZM74 264H81V262L80 263H75L74 262Z\"/></svg>","mask_w":264,"mask_h":264}]
</instances>
